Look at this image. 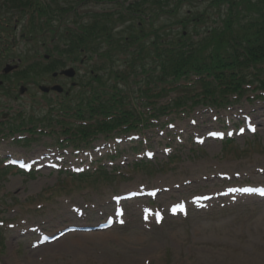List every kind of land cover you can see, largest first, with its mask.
Returning a JSON list of instances; mask_svg holds the SVG:
<instances>
[{"label": "rangeland", "instance_id": "1", "mask_svg": "<svg viewBox=\"0 0 264 264\" xmlns=\"http://www.w3.org/2000/svg\"><path fill=\"white\" fill-rule=\"evenodd\" d=\"M46 1L55 3V0ZM170 2L171 5L164 7L166 11L171 10L178 2L181 8L174 13L152 12L148 18L149 22L145 23L146 31L152 30L151 23L155 27L166 26L165 31L169 34V39L176 38L182 30H193L192 24L186 29L182 24H178L180 19L185 18L189 9L195 13H203L210 5V0H170ZM111 6L109 4L107 8L110 9ZM114 7L120 6L114 5ZM87 8L93 13H106L102 8V12L96 10L97 6L82 8L80 12L83 13ZM217 13H219L217 10L208 11V14L205 12V16L211 18L202 25L206 27L210 23L215 24ZM114 16L119 17L118 14ZM84 17L88 18V15ZM141 18L135 20L140 21ZM26 19L22 21L23 24ZM31 19L41 23L43 33L52 29L51 25H58L57 12L51 13V9L48 14L43 10L34 11ZM202 22L205 20L203 19ZM131 24V22L126 24L122 22L113 26L111 36L116 38L117 34H126L128 29L125 31V28ZM194 39L199 38L194 36ZM30 41L32 42V40L20 39V34L15 41L18 51L15 57H23L21 63L23 71L14 75L16 78L19 77V84L20 78H25L27 69L42 58L41 55L39 57L29 52L33 51L31 46H36L39 50L41 46L39 40H35V44L31 46ZM102 48H106V44H103ZM117 57L124 60L127 54L119 53ZM62 58L65 59L63 56ZM96 58H87L88 63L81 66L79 77L81 76L82 80L87 81L90 78V66ZM120 65L121 63L117 62L114 69H124ZM251 72L258 78L264 76L263 71L251 70ZM46 75L41 71L40 75L32 74V77L36 82ZM28 77H30L29 72ZM6 86V94L13 91L14 83L9 82ZM127 87L136 93L129 94L121 87L124 101L137 102L142 97L139 92L142 87L144 88V84L130 82ZM82 88L78 90L81 92ZM195 88L199 92L204 91L202 83H198ZM263 90L260 88L249 91L240 101H233L230 107L226 105L225 108L216 110L213 107L199 106L190 112L187 111L189 114L172 113L170 116L173 119L170 121L174 128L167 125L166 116L162 117L161 121L164 122L161 124L141 130L139 135L142 139L135 141L132 138L123 141L114 149L112 147V151L108 147L95 151L99 156L101 153L106 154V162H103L105 165L95 162L90 168L87 166L90 164L88 154L91 150L94 151L89 146H85L87 150L84 152L77 153L78 151L73 152L71 149L69 152H63L68 165L86 171L90 169L91 174L96 171L97 174L94 176L81 177L47 169L39 173L27 174L13 167H6L1 159L0 264H264V203L260 200L241 201L240 204L227 206L222 212L212 211L209 214L192 212L188 221L168 217L162 227L155 226L152 230H146L135 211L141 203L148 202V198H140L127 203L131 217L126 227L107 231L79 230L67 233L54 242L41 241L44 236H52L71 225L80 227L98 224L102 219L101 211L108 213L113 210L114 194L136 189L141 184H145L147 188L162 189L164 186H169L170 192L159 193L154 203L161 204L193 193L202 194L205 191L219 189L217 187L223 180L218 179L217 172L228 173L231 176L235 173L241 174L242 178L235 180L239 183H264V126L262 125L264 99L259 96ZM3 92L0 94V117L4 111H9L12 114L11 118L16 120L17 114L22 112L21 108L30 104L27 102L29 97L14 100L12 98L16 93L12 92L10 97ZM176 94L177 92H173L164 98L149 97V99L166 104L167 100ZM254 94L259 98H255ZM74 96L72 95V99L68 101L71 106L77 102ZM78 101L77 105L82 100ZM61 106L54 105L52 112L43 111L42 108L31 109L29 106H26L25 110L23 108L27 118L39 117L37 126L29 128V131H34L28 134L29 138H34L31 144L13 142L12 139L18 132L1 136L6 125L0 122V155H13L25 159L37 158L40 159L38 164L56 161L58 158L48 154L49 151L60 145L59 140H63L64 144L70 141L63 132L64 124L58 121L61 118L57 117L60 116ZM119 110L126 111L124 107ZM50 114L56 117L51 119ZM245 114L251 115L250 117L258 124L257 134H246L231 142L207 140L203 145L194 142V137H203L210 129H222L223 124L228 125L238 121L243 124ZM12 125L16 126V122ZM67 127L72 133L73 127L77 126ZM5 133L8 134V130H5ZM20 135H24L23 132ZM98 141L100 142H96V145L105 142L102 137ZM165 147H170L173 151L170 156L164 151ZM149 151L155 152L152 161L134 164V161L139 160V156H145ZM113 154L117 155L112 157ZM113 162L116 165L112 166ZM260 169L263 171L260 172ZM156 190L160 191V189ZM108 205L109 207H105ZM131 221H137L139 225Z\"/></svg>", "mask_w": 264, "mask_h": 264}, {"label": "trees", "instance_id": "2", "mask_svg": "<svg viewBox=\"0 0 264 264\" xmlns=\"http://www.w3.org/2000/svg\"><path fill=\"white\" fill-rule=\"evenodd\" d=\"M94 1L101 0H66L60 6V3H56V7L59 6L58 13L65 16L69 9L75 10L77 3L83 7H92ZM24 4L32 6L35 11L42 6L41 10L46 14L49 12L47 6L51 5L47 3L44 6L40 0H27ZM166 5H171L170 0H135L130 11L121 12L119 17H115L111 12L94 15L88 8L77 17L75 10L76 17H73V22L79 23V27L71 29L73 45L79 43L82 51L89 53L102 50L104 61L98 66L99 69L106 65L114 68L119 53L127 54L125 65L128 71L120 72L118 69L112 71L109 67L111 73L108 81L113 83L112 86H116L119 78L129 80L130 75L142 67V72L147 73L149 78H154L152 82H148L147 88L142 89L147 96H162L168 90L184 88L191 83L184 85L180 81L189 80L192 76H197V79H192L193 82L204 84L205 92L208 93L205 99L215 90L219 92L218 95L233 90L240 92L243 90L241 83L245 79H242L243 75L252 74L251 69L264 71V0H210V11L217 10L219 15H222L216 20L215 26L206 27L208 30L205 37L196 42L183 32L177 36L178 39H169L170 36L165 31L166 26L157 28L153 23L150 25L152 30L148 32L145 23H148L149 19L147 21L146 17L141 18L142 25L135 23V16L140 17L152 12L174 13L181 8L178 2L171 10L166 11L164 8ZM85 15H88V18L84 17ZM210 18L205 16V23ZM202 21L203 19L193 20L186 13L185 18L180 19L178 23L185 26L192 23L195 34H199L198 29ZM122 22L132 24L125 28V31L128 29L126 34L120 33L113 38L111 36L113 26ZM35 27L36 23L33 28ZM102 44H106L107 48L101 49ZM103 86H106V81H103ZM158 86L160 90L156 91ZM111 93L113 99L101 95L103 99L98 103L101 108L108 107L112 111L114 105L122 103L118 98L122 97L121 94L118 95L114 89ZM199 101V97H192L186 93L173 98L166 110L188 107L189 103L193 106ZM118 120L123 121V118Z\"/></svg>", "mask_w": 264, "mask_h": 264}, {"label": "snow or ice", "instance_id": "3", "mask_svg": "<svg viewBox=\"0 0 264 264\" xmlns=\"http://www.w3.org/2000/svg\"><path fill=\"white\" fill-rule=\"evenodd\" d=\"M252 130L255 131V128H253Z\"/></svg>", "mask_w": 264, "mask_h": 264}]
</instances>
